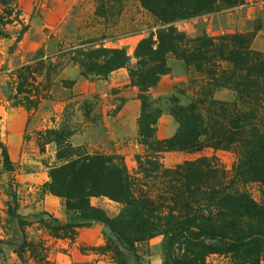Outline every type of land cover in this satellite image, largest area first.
<instances>
[{
	"label": "rangeland",
	"instance_id": "1",
	"mask_svg": "<svg viewBox=\"0 0 264 264\" xmlns=\"http://www.w3.org/2000/svg\"><path fill=\"white\" fill-rule=\"evenodd\" d=\"M143 1L0 0L1 240L11 237L8 213L12 210L23 215L38 211L63 215L64 197L49 192L47 183L52 174L59 176L60 168L83 155L113 157L130 176L133 206L143 205L154 216L167 215L155 218L152 232L145 236L133 232L132 225L128 234L135 240L141 264H162L161 231L179 214L193 215L201 209L203 215L214 217L219 209L210 204L209 192H232L220 171L229 177L242 149L208 146V136L201 132L211 123L213 113L207 107L211 101L235 103L242 113L253 109L248 121L256 130L264 129V99L241 102L238 96L264 93V66L257 64L264 65V0H236L231 5L212 0L216 9L185 17L175 16L182 11L175 2L167 10L172 16L165 18ZM168 38L174 51L160 60L144 56L145 45L155 48L154 42ZM207 42L215 45L216 54L241 49L243 55L248 49L254 62H249L247 73L218 59L197 70L191 64L192 52L206 49ZM118 62L123 64L113 68ZM252 80L260 81V91L248 87ZM188 104L200 115L197 122L187 114L197 127L200 146L162 148V140L171 139L179 129L169 110ZM199 159L209 161L216 169L212 174L222 182L203 180L193 193L182 186L181 193L173 196L186 205L179 213L170 194V187L176 186L170 171ZM70 176L63 182L67 184ZM234 186L256 203L264 198L262 181ZM79 188L72 191L75 196ZM84 191L88 193V188ZM86 198L105 217L116 220L121 231L125 229L124 203L106 195ZM169 206L175 210L172 216ZM23 229L25 247L17 253L3 243L0 264H120L116 236L107 239L102 224L54 229L33 222ZM262 247L254 264H264V241ZM204 261L251 264L249 258L229 252L209 253Z\"/></svg>",
	"mask_w": 264,
	"mask_h": 264
},
{
	"label": "trees",
	"instance_id": "2",
	"mask_svg": "<svg viewBox=\"0 0 264 264\" xmlns=\"http://www.w3.org/2000/svg\"><path fill=\"white\" fill-rule=\"evenodd\" d=\"M224 1L226 5H231L236 0ZM175 2H178L182 9L179 15H175L177 17H185L216 9L215 2L212 0L143 1L144 5L152 12H157L158 14H156L160 18L172 16V13L168 14L167 10ZM163 13L165 15H161ZM177 41L181 42V38L177 39ZM211 43H205L206 49H196L192 52L191 64L197 70H201L202 64L212 59L225 60L231 63L236 70L245 69V73L250 69L249 66H252L250 63L253 60L250 59L251 56L248 49L243 55L240 53L241 49L239 51L238 49H231L226 50V53L224 51L216 54L213 49L215 45ZM153 44L155 48H152L150 44L145 45L147 47L144 54L145 57L150 58L155 55V59L160 60V56L175 49L170 38L161 39ZM137 49L139 50V48ZM113 52L116 54L117 51ZM138 56L142 55L138 54ZM186 56L189 60L188 55ZM118 58L120 60L122 54ZM122 64L123 62H118L113 65V68H117ZM257 64L264 66L262 62H257ZM247 82L250 81L248 80ZM258 83L260 81L252 80L248 87L259 90ZM237 91L239 92V88ZM238 96L241 102H245L246 98L255 101L264 99V93H238ZM228 105H231L233 109L227 107ZM207 107L211 108L212 119L211 123H208V126L201 133H205L208 136V146L228 149L230 146L236 145L242 149H240V158L232 165L231 175L228 177L227 172H224V170L220 171L221 178H228L229 184L227 187L232 192L227 193L224 189H213L211 193L209 192L210 204L219 209L214 217L205 216L201 213V209H196L198 213L195 212L193 215L188 213V215L184 214L182 216L179 214L176 220H173L161 231L162 264H205V255L219 252H229L238 257L244 256L251 260V264H254L258 254L263 249L264 198L261 202L256 203L245 193L240 192L234 185L246 181L264 182V129L256 130L253 123L248 121L247 114L252 113L253 109L242 113L236 109L235 103L229 104L222 101L207 102ZM195 111L196 109H194L192 104L183 107H172L169 110V113L178 122L179 129L171 139L162 140L164 144L161 146L162 148L195 149L200 146L196 139L199 135L197 127L192 126L191 121L187 117L189 113L198 122L200 115H196ZM142 118L140 119V126H143ZM248 129L250 130L249 135ZM3 158L7 169H11L9 158L5 152L3 153ZM213 169L214 171L216 170L210 166L209 161L199 159L194 162H186L183 166H178L175 171H170L169 175H171L172 181L176 183V186L170 187V194L176 205L174 208L177 207L179 213L182 212L183 208H186V205L184 203L181 204L173 196H178L181 193V187L184 185L189 193H193L194 190H197L196 184H202L203 180L210 179L219 185L218 181L222 182V179L216 180L215 175L211 172ZM58 173H60L58 174L60 177L57 174L51 175L50 181L47 183V190L64 197L63 215L54 217L46 211L23 215L16 210L10 211L8 213V225L11 229V237L6 239V241L0 239V255L4 254L3 243L11 246L15 252H20L26 244L23 227L33 222L44 224L54 229L102 224L107 230V239H109V236H116L115 254L120 264H141L142 257L137 252L135 240L128 234L130 233L129 231L134 226L133 232L140 236H145L152 232L151 227H153L155 218L161 220L162 218L165 219L167 215L162 213V215L154 216L150 213V209L143 205L133 206L135 198L132 196V183L124 165L117 163L111 156L95 155L89 157L83 155L60 168ZM69 174L71 176L66 184L63 179ZM164 175L169 176L168 174ZM177 185H180V187ZM78 186L80 187L78 195L75 196L72 191ZM85 187L88 188V193L84 194ZM191 187L193 188L191 189ZM93 194L106 195L124 203L126 207L124 214L128 220L127 222L124 221L126 222V227L123 231H121V227L116 220L105 217L98 209L89 204L86 196ZM82 196H85V198H82ZM73 200H77V203L76 201L74 203L71 202ZM166 208L168 209V215L172 216L171 212L175 211L174 208L170 206ZM119 223L121 224L122 222L120 221Z\"/></svg>",
	"mask_w": 264,
	"mask_h": 264
}]
</instances>
